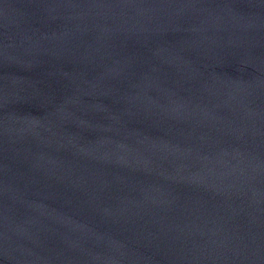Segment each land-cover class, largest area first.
I'll list each match as a JSON object with an SVG mask.
<instances>
[{
	"label": "water",
	"instance_id": "obj_1",
	"mask_svg": "<svg viewBox=\"0 0 264 264\" xmlns=\"http://www.w3.org/2000/svg\"><path fill=\"white\" fill-rule=\"evenodd\" d=\"M0 264H264V0H0Z\"/></svg>",
	"mask_w": 264,
	"mask_h": 264
}]
</instances>
